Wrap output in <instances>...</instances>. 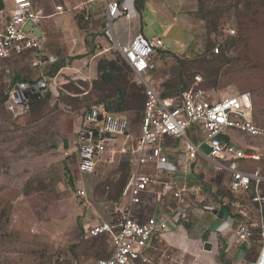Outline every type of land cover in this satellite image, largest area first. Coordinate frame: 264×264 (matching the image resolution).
<instances>
[{
    "label": "rangeland",
    "instance_id": "1",
    "mask_svg": "<svg viewBox=\"0 0 264 264\" xmlns=\"http://www.w3.org/2000/svg\"><path fill=\"white\" fill-rule=\"evenodd\" d=\"M63 1L34 0L45 13H51L54 5ZM67 1L69 5L77 2ZM1 4L0 20H3L8 1L0 0ZM140 9L136 8L138 17L132 21L114 20L113 30L123 43L140 25L147 37L159 35L163 38L166 50L155 59L151 72L153 80L148 78L150 83L160 92H176L191 84L195 74H200L202 86L217 96L249 91L253 98L254 120L264 127V0H142ZM44 20L46 27L48 20ZM100 24L98 21L97 27L88 24L86 28L83 21L77 23V31H81L84 41L78 39L77 43L86 46V50L80 52L75 46L69 53L67 40L61 38L59 31H49L55 40L53 50L63 58H67V53L72 56L65 59L69 66H73L75 58L73 68L76 69L47 74L56 76L57 92L34 103L23 114H8L4 95L15 72L31 79L36 76V68L30 66L27 54L0 61V264H94L109 251L105 237H86L84 229L87 224L110 218L105 206L114 203L112 197L120 189L122 174L126 173L123 170V166L127 167L125 162L130 170L131 165L129 154H126L118 156L113 164L99 166L91 175L77 172L76 154L71 153L76 126L84 109L93 104L100 93L94 85L99 75L92 67L101 58L117 61V71L124 77L117 82L121 85L127 82L128 87L127 110L119 115L131 119L130 130L134 137L139 133L143 98L138 96L137 99L141 90L131 68L116 50L108 49L109 41L100 36ZM229 29H233L234 34L227 33ZM216 46L218 53L214 51ZM90 68L91 74L80 76L81 72L87 74ZM108 87L106 85L109 91ZM109 92L114 96L113 91ZM101 94L104 95L103 91ZM113 96L109 99H115ZM227 131L233 137L236 133L249 146L245 149L247 152L255 148L261 153L258 162L246 159L242 163L244 168L260 167L264 174V140L235 130ZM65 164L71 170L73 186L64 174ZM204 167L205 163L193 171L198 193L185 197L181 206L185 208V217L198 214H194L190 225L194 226L199 219L193 229L205 225L202 240H210L215 248L207 251L201 244L182 248L173 240L178 237L174 230L183 228L179 221L169 233L171 235L153 238L150 264H250L253 260L256 242L246 250L233 239L231 231L228 236L218 234L216 238L210 234L214 225L204 231L208 223L204 214L210 216L209 212L219 209L223 203L235 212L237 201L247 209L249 220L258 217L248 196L238 197L229 192L226 187L228 174H217L209 169L202 175ZM78 186L85 190V197L76 195ZM158 189L157 186L155 190ZM145 199L153 204L152 208L158 205L169 210L177 205L170 194L161 202L156 201L154 192ZM152 208L148 213H152ZM200 232L192 230L189 237L198 236Z\"/></svg>",
    "mask_w": 264,
    "mask_h": 264
},
{
    "label": "built area",
    "instance_id": "2",
    "mask_svg": "<svg viewBox=\"0 0 264 264\" xmlns=\"http://www.w3.org/2000/svg\"><path fill=\"white\" fill-rule=\"evenodd\" d=\"M7 1L5 18L0 20V61L27 54L30 65L37 70L32 80L8 84L4 105L8 114L15 116L27 112L33 100L45 97L56 88V76H47L44 71L47 35L42 22L66 9L59 3L54 5L53 12L45 13L34 0ZM78 5H89L92 14L101 16V36L109 41L108 49L116 50L127 63L144 94L137 136L130 130V118L98 106L84 109L76 129L71 153L76 154L78 174L91 175L99 166L113 164L118 156L126 154L131 165L119 198L105 206L110 218L85 226L86 237H105L109 247V255L94 264L151 263L149 252L153 238L165 237L174 224L187 219L181 202L191 193H197L198 188L181 180V173L186 176L187 165L191 166L199 158L205 161L202 175L209 169L226 172L230 192L238 197L249 196L258 217L249 220L247 209L237 205L238 218L228 216L225 223L239 244L257 243L250 264H264V176L241 168L244 159H258L259 152L238 147L231 142L227 131L235 130L264 140V127L254 120L251 92L217 96L207 91L202 86L201 75L195 74L188 87L177 94L163 96L148 80H153L155 59L166 50L163 38L136 32L123 43L114 34V20L131 21L138 15L136 0H79ZM227 33L232 35L234 30L229 29ZM214 51L218 53L219 47ZM220 134L227 139L222 140ZM203 145L208 147L207 151ZM157 186L159 189L155 190ZM152 192L157 202L170 194L176 207L165 210L154 205L152 208L153 204L145 199ZM76 195L85 197L86 192L78 186ZM146 206L153 209L152 213L146 212ZM208 242L211 250L207 251H212L215 244Z\"/></svg>",
    "mask_w": 264,
    "mask_h": 264
},
{
    "label": "crops",
    "instance_id": "3",
    "mask_svg": "<svg viewBox=\"0 0 264 264\" xmlns=\"http://www.w3.org/2000/svg\"><path fill=\"white\" fill-rule=\"evenodd\" d=\"M61 4H63L64 7H65V9H66V11L64 13L56 14V15H51V16L47 17L46 19L48 20V24L46 25V27L43 24L44 22H42V24H43L42 28L44 29V31H45V33L47 35V41H46V45H45V49H44V57L46 59V65H45V68H44L45 73L47 72V70L49 69V67L52 64H54V63H56L58 61H61V60H63V64L64 65H62L61 67H59L58 70H61L62 69L63 71H66L67 72L69 69H71L72 71H74L76 69V68H73L76 65L75 60H74L75 58L72 59L73 61H72V64L71 65H73V66H69L68 63H66V60L65 59H67L68 57L71 58L72 56H68V53H67V58H63L61 56H58V54H56L55 50H53L54 48H56V46H54V47L52 46V43L55 40L53 39V36L51 34H48L50 30L52 31V29H55L56 31H59V34H61V38L62 39L64 38V39L67 40V47H68V50L67 51L70 53L71 50L75 49V46H77L79 52L86 50V46L85 45H82V44L77 43L78 39L79 40H82V43L84 42L83 39H82L83 38V34L81 33V31H79V32L77 31L78 25H77V22H76V19H75V14L78 11H80V10H86L85 18H89L88 20H89V26L90 27L91 26L92 27H97L98 21L101 23L100 25L102 26L101 16L100 15L92 14L89 5H80L79 6L78 5L79 4V0H77V2L74 5H69V2L67 0H64L63 3H61ZM71 10H73L74 12H71ZM137 17H138V15L134 19H136ZM136 32H142L143 33L142 26L141 25L137 27V31ZM98 37L99 36H97V38ZM99 54H101V53H99ZM102 56L105 57V56H107V54H102ZM86 60H87V58H86ZM97 64L95 66H93L92 68H93V71L98 75V72H97ZM92 68H90V71L87 72V74L81 72L80 73V76H85V77L88 76V74H91L93 72L91 70ZM15 74H19V72H15ZM36 74L37 73H35V75ZM34 78L35 77L31 78V80L34 79ZM27 79H29V78H27ZM56 90H57V88H55V90L53 89V92L52 93L57 92ZM121 115H123V114H121ZM77 126H76V129H77ZM228 135L231 138V142H233L234 144H236L238 147H240V148H242L244 150L245 149L247 150V147H249V146L245 142L241 141L236 136V133H235L234 137L229 132H228ZM243 135H246V136H248L250 138L252 137V136H249L247 134H243ZM75 136H76V130H75ZM252 138H256V137H252ZM74 139H75V137H74ZM250 152H259V151H256L255 148H254ZM260 155H261V153L259 152V158L258 159H251V160H254L255 162H258L260 160ZM244 160H246V159H244ZM242 162H241V168L243 170L248 171V172H258L260 175L264 176V174L261 173V168L260 167H255L253 169H249V167L244 168L243 167L244 165H243ZM204 163H205L204 159L199 158L198 161H195L193 164H191V166L190 165H187L188 173H187L186 176H185L184 172L181 173V175H183L181 177V180L185 179V181L189 184V186H191V187L193 186V187L198 188L197 189L198 191H199V187L194 184V173H193V171L195 169H197L198 165H202ZM215 173H217V174H223V173L224 174H227L226 172H215ZM228 179H229V176H228ZM228 181L226 183V187L229 190V188H228ZM263 190H264V187H263ZM229 192H230V190H229ZM197 193H195V194H197ZM234 205L236 206L235 212H233L232 209H230V208H229V212H226L224 209L227 207V204L226 203H223L219 207V209L214 210L212 213L210 211L209 212L211 214L210 216L204 214V217H206V220L208 221V223H207L204 231H206L208 228H212V226L214 225L215 228L212 231H210V234H212V236H214V235L217 236L218 234L221 237H223V235H225V234L227 236H228V234L230 235V230H229V228H227L226 223H225L226 220H227V217L228 216H234V219L236 220V218H238V215H237V209H238L237 208V205H239L240 207H242V204H239L237 201H236V204H234ZM146 207H147L146 208V212H148L152 206L149 207V208H148V206H146ZM193 213H194V211H193ZM194 214L198 216V214H196V212ZM194 214H192V216L190 218H189V215H188V217H186L187 218L186 221L181 220V223H179V224L183 228L182 229L174 230L175 233L178 234V237H176L175 239L171 238L174 241H176V243H178V245H180L182 248H184L187 245H191V244H194L196 246H198V244H201V245H203V248H204V243L207 240V239L205 241L202 240V237L205 234L204 232L202 233V230H203V226H205V225H200V227L198 226L197 228H194L193 229L194 226H196L197 224H199V221H198L199 219H197V222L194 223V226H191L190 225V223H192V221H193V218L195 217ZM200 218H202V216H200ZM178 222L176 224H174V228L178 225ZM189 226H190V228H188ZM192 230L195 231V233H197V234L200 231L201 232H200V234L198 236H195V237L192 236L190 238L189 237V232L192 231ZM231 234L233 236V232L232 231H231ZM169 235H171V234H169ZM207 242H208V240H207Z\"/></svg>",
    "mask_w": 264,
    "mask_h": 264
},
{
    "label": "trees",
    "instance_id": "4",
    "mask_svg": "<svg viewBox=\"0 0 264 264\" xmlns=\"http://www.w3.org/2000/svg\"><path fill=\"white\" fill-rule=\"evenodd\" d=\"M141 1L142 0H136V8L138 9V11L140 9ZM0 6H3V5L1 4ZM85 15H86V10H80L75 14V19H76L77 23L80 21H83V23L85 25L84 27L88 28V24H89L88 19L89 18H85ZM92 40H93V36L91 38V41ZM92 51L93 52L95 51V45L94 44L92 46ZM125 64L127 65L126 62H125ZM62 65H64L63 60L58 61V62L52 64L46 73L50 75V74L54 73L55 71H57L59 69V67H61ZM117 69H118L117 61L114 60L113 58H101L98 61L97 72H98L99 77H98V79L94 80V85H95L96 89H98V88L100 89L99 90L100 93H98L99 98L97 100H95V102L93 104L87 106L88 108L91 106H98L99 108L104 109L106 111H111L115 114L118 113V115H119V113L125 112L127 110V103H126L127 97H128V93H126V91L128 90L127 82H125L126 84H123V85H121L117 82L118 80L124 78L123 75H121L119 73V71H117ZM26 79L27 78L20 77L18 74H16L11 79V82H14L17 80H26ZM27 80H31V79H27ZM106 85L109 86L108 88H111L109 91H113L114 96L110 95V92L106 88ZM188 86H189V84H186L185 86L180 87L176 92H168V93L162 92V95L165 96V95L177 94L181 90L185 89ZM138 87L140 88V86H138ZM140 90H141V92H140V94L137 95V99H138V96H141L144 100V94L142 92V89L140 88ZM101 91H103L104 95L101 94ZM104 92H106V93H104ZM111 96H113L115 99H113V98L109 99V98H111ZM45 97L33 100L31 102L30 106H33L34 103L38 102L39 100L44 99ZM5 98H6V93L4 95V99ZM142 108H143V101H142ZM142 108H141L140 113H139L140 117L142 116ZM139 116L136 117L135 120H137L139 118ZM194 140L196 141L197 139L194 138ZM125 163H126L127 167L123 166V170H125L126 173L122 174L123 176L120 179V189L117 191L116 195H114L112 197L114 202L117 201V199L119 198L122 186L126 180V177L129 173V170H130L128 163L127 162H125ZM63 169H64V174H66L68 176V180H69L70 184L74 185V180L72 178V174H71V170H70L69 166L67 164H65ZM232 197L233 196L231 195V198ZM231 202H233V200ZM229 208H230V206H227L224 210L226 212H229ZM204 240H206V238ZM242 246L246 250H249L251 247V243H245ZM108 255H109V251H108L106 256H108ZM106 256H104V257H106Z\"/></svg>",
    "mask_w": 264,
    "mask_h": 264
},
{
    "label": "water",
    "instance_id": "5",
    "mask_svg": "<svg viewBox=\"0 0 264 264\" xmlns=\"http://www.w3.org/2000/svg\"><path fill=\"white\" fill-rule=\"evenodd\" d=\"M222 140H226L227 138L223 135V134H220L219 136ZM202 148H204L206 151L208 150V147L206 145H203ZM204 249L205 250H211V243L210 242H205L204 243Z\"/></svg>",
    "mask_w": 264,
    "mask_h": 264
}]
</instances>
